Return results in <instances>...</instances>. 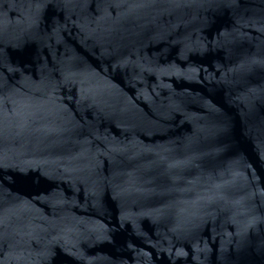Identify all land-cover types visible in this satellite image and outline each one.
Segmentation results:
<instances>
[{
	"label": "water",
	"instance_id": "95a60500",
	"mask_svg": "<svg viewBox=\"0 0 264 264\" xmlns=\"http://www.w3.org/2000/svg\"><path fill=\"white\" fill-rule=\"evenodd\" d=\"M0 264H264V0H0Z\"/></svg>",
	"mask_w": 264,
	"mask_h": 264
}]
</instances>
